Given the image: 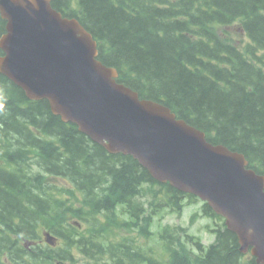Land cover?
I'll return each mask as SVG.
<instances>
[{
  "label": "trees",
  "instance_id": "16d2710c",
  "mask_svg": "<svg viewBox=\"0 0 264 264\" xmlns=\"http://www.w3.org/2000/svg\"><path fill=\"white\" fill-rule=\"evenodd\" d=\"M52 7L93 35L99 59L118 70L120 83L169 107L212 144L243 154L264 175V0H52ZM236 27L248 38L242 46L228 41ZM184 197L131 156L111 155L64 123L47 101H29L0 73V250L12 264L63 260L67 250L26 247L19 237L37 241L39 229L64 232L78 248L69 216L93 222L99 214L110 230L128 234L97 242V231L79 232L89 236L91 259L100 264H256L243 262L237 236L207 204L205 214L221 225L204 257L191 262L170 227L161 236L167 260L146 249L140 239L153 237L154 214L180 207Z\"/></svg>",
  "mask_w": 264,
  "mask_h": 264
},
{
  "label": "water",
  "instance_id": "95a60500",
  "mask_svg": "<svg viewBox=\"0 0 264 264\" xmlns=\"http://www.w3.org/2000/svg\"><path fill=\"white\" fill-rule=\"evenodd\" d=\"M51 2L0 0V73L109 153L132 156L154 179L207 201L241 251L251 247L264 264V176L243 154L214 146L168 107L118 83V71L98 60L92 34Z\"/></svg>",
  "mask_w": 264,
  "mask_h": 264
},
{
  "label": "rangeland",
  "instance_id": "374dc122",
  "mask_svg": "<svg viewBox=\"0 0 264 264\" xmlns=\"http://www.w3.org/2000/svg\"><path fill=\"white\" fill-rule=\"evenodd\" d=\"M236 41L239 42V46H242L247 42L244 37H236ZM52 180V179H51ZM56 180V184L58 186H62L63 184L66 185L63 180ZM52 183V181H50ZM202 206L203 203L200 200H191L188 203L184 204V211L181 214L172 213V212H163L159 211L154 214V226L153 231L154 234H158L162 228L169 226L171 228L183 227L185 228L190 234L197 236L201 239L202 244L207 246L211 244L215 236L212 233V229L217 228L221 225V221L218 219H212L205 216L202 213ZM194 216V219H193ZM142 243L146 242L147 247L154 248V250L160 252L163 248V243L161 242L160 238L157 235H154L147 241L144 239H140ZM190 247V245H188ZM160 255H164V253H159ZM81 262H84V259H80Z\"/></svg>",
  "mask_w": 264,
  "mask_h": 264
},
{
  "label": "bare ground",
  "instance_id": "6f19581e",
  "mask_svg": "<svg viewBox=\"0 0 264 264\" xmlns=\"http://www.w3.org/2000/svg\"><path fill=\"white\" fill-rule=\"evenodd\" d=\"M0 24H1V22H0ZM84 27V26H83ZM84 29L85 30H87L85 27H84ZM4 31H5V27H4V29L0 32V34H3L4 33ZM239 32H241V31H239ZM238 36H241L242 37V35H240V34H237V33H232V34H230L229 36H228V41H231V43H235L236 42V37H238ZM98 60H99V54H98ZM7 78V77H6ZM8 79V78H7ZM10 80V79H9ZM16 87H18V88H20L23 92H24V94H25V96H26V98L29 100V101H33V102H38V101H47V100H34V99H31V98H29V96L27 95V93L25 92V90H24V88L22 87V86H20V85H18V84H16V83H14L12 80H10ZM48 102V101H47ZM49 104V103H48ZM50 106V105H49ZM52 112V111H51ZM65 123V122H64ZM83 134V133H82ZM85 136H87L86 134H84ZM91 141H93L89 136H87ZM109 154H111V153H109ZM119 154H122V153H117V154H111V155H119ZM122 155H124V154H122ZM126 156V155H125ZM49 182L51 181V178H48L47 179ZM1 211V210H0ZM68 218V217H67ZM74 219H78V218H74V217H70L69 216V219H68V224H70L71 223V221L72 220H74ZM2 232H3V227L1 226V224H0V240H1V238L3 237V235H2ZM50 233H51V231H49ZM179 232H181V231H179ZM14 239H17L18 237H16V236H12ZM19 240L24 244V245H26V247H29L30 245H35V244H39V245H42V246H44V244L46 243V239L43 237V234H42V232H41V230L39 229V232H38V238H37V241H31V242H23L22 241V239L19 237ZM101 241V240H100ZM49 247H56V246H53V245H50ZM206 251L207 250H205L204 251V255H206ZM97 253V256H100V255H102V254H104V253H106V252H96ZM4 262H6L7 264H12V262L11 261H9L7 258H6V255H5V253L3 252V251H1L0 250V264H4Z\"/></svg>",
  "mask_w": 264,
  "mask_h": 264
}]
</instances>
